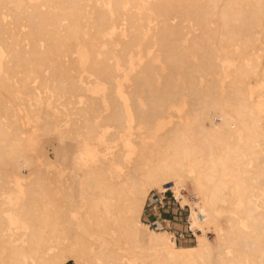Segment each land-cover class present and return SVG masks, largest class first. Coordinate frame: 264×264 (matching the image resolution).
<instances>
[{
	"label": "bare ground",
	"instance_id": "6f19581e",
	"mask_svg": "<svg viewBox=\"0 0 264 264\" xmlns=\"http://www.w3.org/2000/svg\"><path fill=\"white\" fill-rule=\"evenodd\" d=\"M22 1L14 13L0 0V90L10 95L0 92V264H197L194 252L211 264V230L235 252L219 250L216 264H264V0ZM46 65L63 73L56 90L43 78L30 86ZM15 73L30 94L86 105L70 123L89 140L77 155L90 196L80 206L21 142L42 111L9 84ZM188 184L202 200L193 248L141 219L151 189L186 205ZM233 188L247 227L223 232L215 209Z\"/></svg>",
	"mask_w": 264,
	"mask_h": 264
},
{
	"label": "rangeland",
	"instance_id": "374dc122",
	"mask_svg": "<svg viewBox=\"0 0 264 264\" xmlns=\"http://www.w3.org/2000/svg\"><path fill=\"white\" fill-rule=\"evenodd\" d=\"M6 1H7L8 6L9 5L12 6V7L9 6V8L12 9L14 13H20L21 12L22 5L24 3L22 0H6ZM8 21H9V19L7 20V22ZM24 21L26 22L27 20L25 19ZM24 21L22 20L20 22L23 25H25ZM7 22L5 24H7ZM9 23H10V21H9ZM27 27H28V25H27ZM27 27L23 28V30L25 29V31H26ZM262 61H263L262 63H264V58L262 59ZM43 68H47V65L43 66ZM52 70L53 71H51L50 66H48V68L46 70L43 69L40 72V74H37L36 82L31 83L30 86H34V87L37 86L36 84L39 82V80L41 78H43L45 80L46 79L52 80L53 83H50L49 85L50 86L52 85L51 87H53V89L56 90L55 89V87H56L55 78L58 77L60 74L63 75V73H61L58 70V73H57L58 75H57L54 72V69H52ZM24 77L25 76L22 73H15L14 78L9 75V84H11L13 86V88L16 90V92L22 94L24 97L31 98L34 106L37 107V105H38V108L42 112L39 115V117H37V119H31V120L28 119L29 121L26 120L25 124L23 123L24 124L23 129L26 130L25 132H27V133L23 134L21 142H22L23 146H25V149H26V152L28 153V155H32V156L34 155L33 156L34 161L38 166H40L41 168H47L49 170L53 169L54 173L57 174L58 179H60L62 181V183H64L63 186L66 188L65 189L63 188L64 191L60 194L63 195L64 193H66V194L70 195L73 198V200L75 201V203L80 206L82 204V203H80V202H82L81 199L83 200L82 195L84 194L83 195L84 197H90V196L87 195L89 193V190L87 189L88 187L82 181L83 176H84L83 168L86 165L83 167L80 165V164H82L81 163L82 159L81 160L78 159L77 155L79 154L80 149L83 148V146L85 144L89 143V140L85 139L84 136L81 134V131L78 132L77 128L75 129V127H72V124L70 125V123L75 122V121H72L73 120L72 118L77 117L76 112H78L80 110L79 107L86 108V105H83L82 103H76L75 104V100L77 101V98L74 96L70 98V93H63V94L53 93V94H51V93L47 92V94H46L44 92V90H43V92L42 91L40 92V90H36V92L40 93L41 96H43L45 94L47 95V96L45 95L46 98L51 96V98L49 99L48 102L43 103V101L39 100L40 95H38V93L33 92L30 94L29 92H26L24 89L18 88V84L17 85L15 84L16 83L15 80L20 81ZM252 81L254 84H256V79H253ZM38 86H39V83H38ZM258 89L259 88L257 87L256 90H258ZM259 90H258V92H259ZM0 92L5 93V95L7 97L10 96L8 91H4L2 89V90H0ZM74 98H76V99H74ZM13 102L15 103V105L17 107H20V108L25 107V105L23 103L20 104L15 100H13ZM51 103H53V104H51ZM52 105H54V106L52 107ZM55 107L59 108V109H56ZM93 107H95V108H93L94 111L89 112V114L87 115L88 118H90V115L92 113H95L100 108L99 105H93ZM43 108L45 110V112H44L45 114L43 113V111H44ZM68 112L70 114H68ZM72 112H74V113L71 116ZM48 114H49V116H48ZM51 114L53 117H50ZM211 114H212V117H214V122H213L214 124L221 123L220 117L215 116L216 114H215L214 110H211ZM40 116L42 117V119ZM54 116H57V119H60V118L62 120L65 119V121L71 119V122L70 121L65 122L64 120H63L64 122H62L60 119V121H59L60 123H59L57 120L55 121ZM52 119H54V120H52ZM262 120L263 121L261 122V124L264 127V117ZM66 127L71 128V131H69L70 133H68L66 135V137L62 139L61 138V131L64 130ZM102 127H103L102 129L105 130L109 126L103 125ZM107 132H108L107 136H109V133L113 132V129L109 128V129H107ZM78 139H84L86 142L84 144H80L78 142ZM90 142L92 143L90 145V146H92L91 149L96 150V145H97L96 142L94 143L92 141V139L90 140ZM262 142L260 141L258 143L257 149L261 150L260 155L264 156V149H263L264 142L263 143ZM106 144H109V143H106ZM262 156H260V157L264 158ZM258 161H260V160H258ZM190 166L191 165L189 164L188 170H190ZM22 169H23L22 173L24 175H27L29 168L24 167ZM82 182L84 184V187H86L87 191L82 188L83 187ZM186 188H187L186 192H183V194L187 198V202H186L187 204L186 205L191 206V208H192L193 202H196L197 204H199V206H202V200L200 199L199 196L193 195L191 193V187L189 184L186 186ZM234 190H235L234 188L232 190H228L229 192H227L226 201L222 202V203L221 202L218 203V205L215 209L216 210L215 213H216L217 218H218L220 230L223 232H228L230 227H231V223L232 222L236 223L235 220H237L238 226H241L243 228L247 227L246 226L247 225L246 219L242 218V216H240L241 211L244 208V195L242 194V196H241V193H238L239 191H236V190L234 191ZM152 191L154 192V191H159V190L151 189L150 192H152ZM60 194H59V196H60V198H62L63 196ZM39 197L40 196H38V198ZM182 205H183V203H182ZM144 207H145V205H144ZM82 211L83 210H80L79 211L80 213H78V211L72 210V211H70V213L73 215H76L78 213L80 215L82 213ZM197 212H199L198 208H197ZM78 214H77V216H78ZM77 216H74V217L78 218L81 215L78 217ZM240 218H242V219H240ZM141 219H142V222L145 223L143 214H142ZM207 235H208L209 239L214 244V254L211 257L212 259L210 260L211 264H216L215 263L216 262L215 261L216 260V254L219 250L225 251L227 254H231V255L235 254V252H233V247L231 245L225 246V245H223L222 242H216L215 231L211 230ZM176 245L178 247L193 248V247H196V245H197V238H189L188 240H181V242H177ZM192 256L194 258L195 263H197V264H209L207 259L205 260V258L200 256L196 252H194L192 254ZM133 263L136 264L137 262L134 260ZM222 263L223 262H219L218 264H222ZM68 264H73V263L69 262Z\"/></svg>",
	"mask_w": 264,
	"mask_h": 264
},
{
	"label": "built area",
	"instance_id": "2783aa9c",
	"mask_svg": "<svg viewBox=\"0 0 264 264\" xmlns=\"http://www.w3.org/2000/svg\"><path fill=\"white\" fill-rule=\"evenodd\" d=\"M191 213V206L182 205L171 189L151 192L143 216L150 228L168 231L177 243L196 238L197 234L202 233L199 228L193 226ZM199 218L202 221L203 214L200 213Z\"/></svg>",
	"mask_w": 264,
	"mask_h": 264
}]
</instances>
